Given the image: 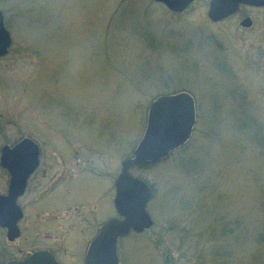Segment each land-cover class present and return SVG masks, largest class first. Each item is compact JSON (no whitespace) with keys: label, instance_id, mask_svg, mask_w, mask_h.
Returning <instances> with one entry per match:
<instances>
[{"label":"rangeland","instance_id":"obj_1","mask_svg":"<svg viewBox=\"0 0 264 264\" xmlns=\"http://www.w3.org/2000/svg\"><path fill=\"white\" fill-rule=\"evenodd\" d=\"M0 156L30 137L41 164L19 199L21 236L0 228V264L38 249L84 264L118 216L115 181L160 96L188 92L191 138L131 174L153 225L119 241V264H264V9L212 21L209 0H0ZM245 17L253 20L244 28ZM10 175L0 164V194Z\"/></svg>","mask_w":264,"mask_h":264},{"label":"water","instance_id":"obj_2","mask_svg":"<svg viewBox=\"0 0 264 264\" xmlns=\"http://www.w3.org/2000/svg\"><path fill=\"white\" fill-rule=\"evenodd\" d=\"M163 3L171 11L182 12L194 0H154ZM240 4L261 7L264 0H211L208 16L218 22L236 13ZM241 25L252 26L247 17ZM12 36L0 10V58L6 56L12 45ZM196 124V104L188 92L163 95L155 99L149 108L148 123L143 138L133 157L123 161L122 171L115 181L114 199L118 217H112L100 227L92 239L84 264H119L118 241L130 231L143 232L153 225L147 211L152 197L150 185L130 172L133 166L156 163L167 158L175 149L183 146L190 138ZM40 147L30 137L15 145H5L0 156L1 166L10 174L6 194H0V228L7 231L10 242L21 236L19 221L23 210L18 203L25 193L29 177L40 163ZM5 264H60L47 249L36 250L24 259H11Z\"/></svg>","mask_w":264,"mask_h":264},{"label":"flooded vegetation","instance_id":"obj_3","mask_svg":"<svg viewBox=\"0 0 264 264\" xmlns=\"http://www.w3.org/2000/svg\"><path fill=\"white\" fill-rule=\"evenodd\" d=\"M195 1H196V0H194L193 3H194ZM210 2H211V0H209V7H210ZM193 3H192V4H193ZM192 4H191V5H192ZM191 5H190V6H191ZM190 6H189V7H190ZM189 7H188V8H189ZM243 7H251V8H260V9H264V6H261V7H253V6H247V5H243V4H241L237 12H239V11L241 10V8H243ZM188 8H187V9H188ZM237 12H236V13H237ZM236 13H234V14H236ZM234 14H233V15H234ZM231 16H232V15H231ZM253 23H254V22H253V20H252V26H253ZM252 26H251L250 28H252ZM40 164H41V159H40ZM39 167H40V165H39ZM39 167H38V168H39ZM37 170H38V169H37ZM37 170H36V171H37ZM36 171H35V172H36ZM35 172H34V173H35ZM34 173H33V174H34ZM33 174H32V175H33ZM32 175L30 176V178H29V180H28L27 188H28V186L30 185V183H31V181H32ZM27 188H26V191H27ZM48 250H49L50 252H52V253L56 256V259L61 263V261L58 259L57 254H56L55 252L51 251L50 249H48ZM30 253H31V252H30ZM30 253H28L26 256H28ZM61 264H62V263H61Z\"/></svg>","mask_w":264,"mask_h":264}]
</instances>
